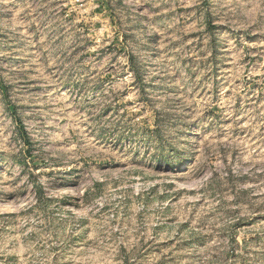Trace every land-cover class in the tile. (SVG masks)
Masks as SVG:
<instances>
[{
	"label": "rangeland",
	"instance_id": "1",
	"mask_svg": "<svg viewBox=\"0 0 264 264\" xmlns=\"http://www.w3.org/2000/svg\"><path fill=\"white\" fill-rule=\"evenodd\" d=\"M0 264H264V0H0Z\"/></svg>",
	"mask_w": 264,
	"mask_h": 264
}]
</instances>
